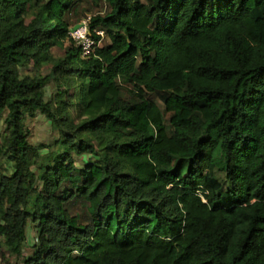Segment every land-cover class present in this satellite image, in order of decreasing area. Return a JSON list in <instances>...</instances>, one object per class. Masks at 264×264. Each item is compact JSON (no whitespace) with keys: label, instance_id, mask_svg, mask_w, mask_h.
Instances as JSON below:
<instances>
[{"label":"trees","instance_id":"trees-1","mask_svg":"<svg viewBox=\"0 0 264 264\" xmlns=\"http://www.w3.org/2000/svg\"><path fill=\"white\" fill-rule=\"evenodd\" d=\"M104 1L90 31L110 44L83 58L80 0H0L2 261L3 239L24 264H264V0Z\"/></svg>","mask_w":264,"mask_h":264},{"label":"rangeland","instance_id":"rangeland-1","mask_svg":"<svg viewBox=\"0 0 264 264\" xmlns=\"http://www.w3.org/2000/svg\"><path fill=\"white\" fill-rule=\"evenodd\" d=\"M110 12L109 5L104 0H80L79 5L69 14L67 20L70 24L71 28L76 27L83 21H89L96 17H104ZM110 44L108 37H106L102 41V46L105 47ZM71 47L70 43H67L63 49L54 48L52 49V54L56 59H64L66 54ZM53 65H43V66H35L34 63L30 64L28 67L21 68V76H29V77H47L52 74ZM47 96L45 100L50 102L51 100H55L58 94V86L56 79L50 81L47 86ZM71 93H74L72 91ZM128 96L127 94H125ZM155 98V97H154ZM157 102L159 100L155 98ZM160 103V102H159ZM26 126L30 132L28 142L30 145L34 147H38L41 150L42 158L46 159L49 157V152L52 151L51 147L56 146L55 143L59 138V132L54 130L49 120L42 115L40 112H37L35 116H27L26 118ZM8 136V130L3 118H0V137L3 141ZM76 165L79 168L86 167L88 163L94 161L93 157L83 156L77 157L75 156ZM1 164H3L4 169L7 170V174H11L13 172L12 166L5 163V160L1 158ZM39 231L36 229L33 223H29L28 227V242L29 248L25 250L24 258H31L35 249L34 246L38 244ZM2 250L1 252L6 256L7 262H3L0 257V264H24V259H20L14 255L8 253L5 241L2 239Z\"/></svg>","mask_w":264,"mask_h":264},{"label":"built area","instance_id":"built-area-1","mask_svg":"<svg viewBox=\"0 0 264 264\" xmlns=\"http://www.w3.org/2000/svg\"><path fill=\"white\" fill-rule=\"evenodd\" d=\"M70 36L80 46L83 58L94 54L96 49L102 46V41L106 38L103 31H97L96 36L93 35L90 31L89 21H83L78 27L72 29Z\"/></svg>","mask_w":264,"mask_h":264}]
</instances>
